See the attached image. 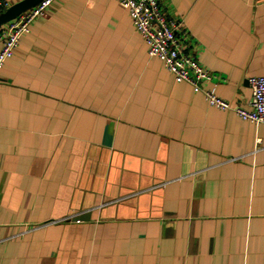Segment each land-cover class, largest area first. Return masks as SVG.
I'll list each match as a JSON object with an SVG mask.
<instances>
[{
	"label": "crops",
	"instance_id": "obj_1",
	"mask_svg": "<svg viewBox=\"0 0 264 264\" xmlns=\"http://www.w3.org/2000/svg\"><path fill=\"white\" fill-rule=\"evenodd\" d=\"M158 2L247 108L264 0ZM0 264H264V124L175 82L117 0H53L0 69Z\"/></svg>",
	"mask_w": 264,
	"mask_h": 264
},
{
	"label": "built area",
	"instance_id": "obj_2",
	"mask_svg": "<svg viewBox=\"0 0 264 264\" xmlns=\"http://www.w3.org/2000/svg\"><path fill=\"white\" fill-rule=\"evenodd\" d=\"M53 0H41L35 6L10 20L3 33L0 48V69L6 59L14 54L21 34L29 30L37 17L46 15V8ZM128 11L134 27L147 46V54L158 58L175 82L188 83L194 92H202L209 105L231 110L242 120L264 124V75L250 76L248 83L251 98L247 108L230 103L216 92L215 75L204 68L194 53L185 50L180 34L182 23L164 13L158 0H117ZM10 6V0H0V13ZM72 216L61 219L68 221ZM76 222L80 220L74 219Z\"/></svg>",
	"mask_w": 264,
	"mask_h": 264
},
{
	"label": "water",
	"instance_id": "obj_3",
	"mask_svg": "<svg viewBox=\"0 0 264 264\" xmlns=\"http://www.w3.org/2000/svg\"><path fill=\"white\" fill-rule=\"evenodd\" d=\"M41 0H21L11 6H9L5 11L0 13V25L6 23L22 12L35 6Z\"/></svg>",
	"mask_w": 264,
	"mask_h": 264
}]
</instances>
